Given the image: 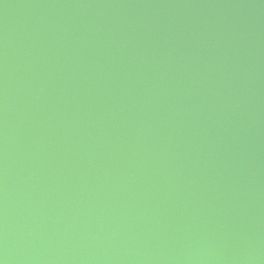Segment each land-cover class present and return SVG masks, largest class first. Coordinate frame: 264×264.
Wrapping results in <instances>:
<instances>
[{"label": "water", "instance_id": "water-1", "mask_svg": "<svg viewBox=\"0 0 264 264\" xmlns=\"http://www.w3.org/2000/svg\"><path fill=\"white\" fill-rule=\"evenodd\" d=\"M0 264H264V0H0Z\"/></svg>", "mask_w": 264, "mask_h": 264}]
</instances>
